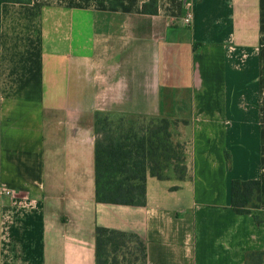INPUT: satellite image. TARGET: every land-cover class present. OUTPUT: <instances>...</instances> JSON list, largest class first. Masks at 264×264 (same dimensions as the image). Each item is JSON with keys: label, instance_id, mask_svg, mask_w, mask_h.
I'll use <instances>...</instances> for the list:
<instances>
[{"label": "crops", "instance_id": "obj_1", "mask_svg": "<svg viewBox=\"0 0 264 264\" xmlns=\"http://www.w3.org/2000/svg\"><path fill=\"white\" fill-rule=\"evenodd\" d=\"M149 1L1 6L0 264H96L97 227L139 236L147 264H264V0H190V26L184 0ZM97 114L171 121L187 178L98 203ZM234 180L261 181L260 225Z\"/></svg>", "mask_w": 264, "mask_h": 264}, {"label": "trees", "instance_id": "obj_2", "mask_svg": "<svg viewBox=\"0 0 264 264\" xmlns=\"http://www.w3.org/2000/svg\"><path fill=\"white\" fill-rule=\"evenodd\" d=\"M5 3L31 4L32 0H0V31L1 6ZM142 11L146 15H158V0L145 3ZM134 119L119 118L116 121L115 117L105 114H97L95 117L98 203L145 207L149 175L165 180L168 177L167 171L173 168L180 180L187 178L185 148L172 142V122L160 118V128L136 130L133 121L132 125H126ZM227 161L231 162L229 154ZM232 209L238 215H252L260 225L262 219L258 211L261 209V181L234 180ZM254 255L262 257L264 254H249L247 260ZM147 260V247L136 234L97 227L96 264H147Z\"/></svg>", "mask_w": 264, "mask_h": 264}, {"label": "rangeland", "instance_id": "obj_3", "mask_svg": "<svg viewBox=\"0 0 264 264\" xmlns=\"http://www.w3.org/2000/svg\"><path fill=\"white\" fill-rule=\"evenodd\" d=\"M115 120H119V118L115 117ZM132 121L134 122V127L136 130L141 128L151 130L160 128L162 126V119H143V118H136L134 120H130L126 123L127 126L132 125ZM166 172V171H165Z\"/></svg>", "mask_w": 264, "mask_h": 264}, {"label": "built area", "instance_id": "obj_4", "mask_svg": "<svg viewBox=\"0 0 264 264\" xmlns=\"http://www.w3.org/2000/svg\"><path fill=\"white\" fill-rule=\"evenodd\" d=\"M184 15H183V21L187 26H190L193 21V4L190 0H184ZM6 195L12 196L11 191H4Z\"/></svg>", "mask_w": 264, "mask_h": 264}]
</instances>
